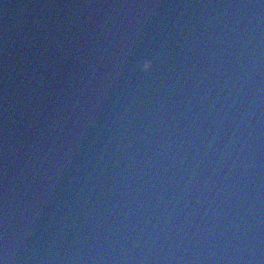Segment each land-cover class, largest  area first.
Listing matches in <instances>:
<instances>
[{
	"label": "water",
	"instance_id": "obj_1",
	"mask_svg": "<svg viewBox=\"0 0 264 264\" xmlns=\"http://www.w3.org/2000/svg\"><path fill=\"white\" fill-rule=\"evenodd\" d=\"M0 264H264V242L123 84L0 23Z\"/></svg>",
	"mask_w": 264,
	"mask_h": 264
},
{
	"label": "snow or ice",
	"instance_id": "obj_2",
	"mask_svg": "<svg viewBox=\"0 0 264 264\" xmlns=\"http://www.w3.org/2000/svg\"><path fill=\"white\" fill-rule=\"evenodd\" d=\"M145 60H149V59L146 58Z\"/></svg>",
	"mask_w": 264,
	"mask_h": 264
}]
</instances>
